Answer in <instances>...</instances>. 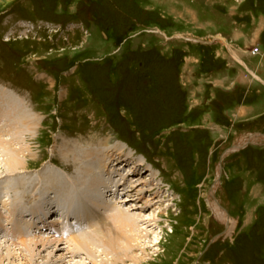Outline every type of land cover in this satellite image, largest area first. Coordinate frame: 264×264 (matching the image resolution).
Instances as JSON below:
<instances>
[{"label": "rangeland", "instance_id": "obj_1", "mask_svg": "<svg viewBox=\"0 0 264 264\" xmlns=\"http://www.w3.org/2000/svg\"><path fill=\"white\" fill-rule=\"evenodd\" d=\"M262 23L264 0H0V86L35 116L23 136V168L1 164L0 144V214L3 198L16 211L36 208L40 222L57 198L44 184L62 182L47 171L76 175L82 164L67 149L112 138L131 152L125 174L141 162L126 184L144 193L124 202L132 191L121 190L118 205L149 218L137 222L150 231L116 264H264ZM87 217L93 221L84 217L74 233L92 230L97 217ZM52 224L41 230L53 242L37 260L65 264V229ZM101 249L98 262L107 259Z\"/></svg>", "mask_w": 264, "mask_h": 264}, {"label": "bare ground", "instance_id": "obj_2", "mask_svg": "<svg viewBox=\"0 0 264 264\" xmlns=\"http://www.w3.org/2000/svg\"><path fill=\"white\" fill-rule=\"evenodd\" d=\"M32 115L33 114L28 108L22 105L21 100L12 90L0 86V144L6 148L5 153L1 154L6 155V161L1 162V164L4 163L9 171L15 172L16 170L23 168L21 158H23L22 154L25 153L26 149L22 145L25 141L23 136L27 131L30 134V130L34 128L35 116L33 117ZM5 132L6 134L12 132L13 138L10 140H4L3 134ZM250 141L255 142L256 138H251L248 142ZM15 142H18V148L12 147ZM246 143L247 142L244 144ZM244 144L235 145L234 149L240 148V146H244ZM19 146L22 147L20 148ZM67 153L72 154L71 160L73 163L81 162L82 164L80 168L75 167L76 175H70L68 173L64 174L65 172L62 173L63 171L57 167L60 172L58 170L47 171L49 173L48 177L58 182L62 181L63 185L60 186L59 184L62 183L60 182L57 185L51 184L49 186L48 182L46 186L44 182H42V178L39 180L42 182V185L44 184L43 191H45V194L48 192L47 190H52V192H48V194L55 193L57 196L56 199H52V206H47L46 210L48 211H45L44 215L46 216L45 218L50 219L56 215V219L53 221L58 223V225L62 224V229H65L61 230L62 235L64 236L63 238H65H62L65 240V247L63 249L68 253V260L65 264H105L109 263L108 255L110 254H112L113 257V263L111 262L110 264H116L118 261L123 262L124 259H126L124 256H128V253L135 247V244L138 245L140 243V247H143L141 242L145 240L140 241V239H145V235L150 232L145 228H142L143 225L137 222L139 219L142 223H145L148 222L149 218L135 216L119 206L120 204L118 205V202L123 201L122 199H118L121 190L132 191V195H130L132 198L126 196L124 202L133 201L135 196H137L136 198H140L142 195V187L137 189L138 185L133 186L134 183L130 185L126 184L130 175L129 173H134L141 162L137 165H135L134 162L133 164L131 163L133 165L132 168H129L128 172L125 174L123 172L127 165L125 161H128L131 157V152L126 150L125 145L112 138H107L96 146L94 144L91 146L86 145L81 147L77 152H75L73 148H71V150L67 149ZM67 153L64 154L67 155ZM2 177L3 176L0 175V179ZM145 182L147 183V181ZM10 184L11 182L4 185V189L8 188ZM27 185L28 183L23 186L24 193H27L25 192ZM30 185H34L32 188L34 195L37 185ZM129 186L133 188L129 189ZM27 189H29V186ZM152 189L153 187L151 190ZM2 190L3 187L0 188V193ZM80 198H82L81 201H79ZM29 199L30 198H28V200ZM28 200L25 201L28 202ZM33 200L34 197L31 201ZM59 200L61 203L55 205V202L57 203ZM78 201L79 203L86 204L79 207ZM49 202L50 200H48V205ZM159 202H161L159 199L155 201V203ZM1 203L3 206H7V214H0V264H3L6 260L12 264H51L52 261H55L56 264H61V261H66V258H63V260H55L54 256L49 255L47 257L45 256V258L48 259V262L43 263L44 261L40 262L37 260L38 255L42 257L39 248L41 247L43 251H46L53 242L47 237H39L42 234L41 230L46 227H54L52 223L55 222L51 221L46 225L44 222L45 218L38 222L37 219L41 217V214L38 215L35 213L36 208L33 210L31 207H20L19 205L17 206L16 203L14 204L18 209V211H16L12 208V204L5 199L2 198ZM43 204L45 205L47 203ZM70 213H72L73 216H70ZM86 214H91L92 216L94 215L97 217V221L88 226L90 227L89 229L92 230L87 233L86 231L78 234L74 233L75 226L81 225V221L84 220V217L88 219L87 221L89 222L93 221L90 217H87ZM19 215L22 217H19ZM230 220L231 219H229V221ZM47 221L49 220L47 219ZM99 223L100 225L97 227ZM110 224L116 227L118 226L117 231H115V228H111L112 226L109 227ZM104 225L108 226L107 231L104 228ZM110 228L115 234L110 233ZM58 229H56V231H59ZM231 229H233V227H231ZM79 230H81V227ZM58 235H61V233H58ZM135 241L138 243L133 244ZM154 241L160 243L158 238H154ZM7 242L9 245L8 247H13L12 249L9 248L7 250L8 247L4 246L5 244L7 245ZM98 247L102 248L101 251L107 257V259L102 258L100 262H98L97 259V252L99 251ZM3 248H6V250ZM21 248L25 250H22ZM142 249L144 250L145 248H141V250ZM38 250L39 253L37 252ZM113 252L116 253L117 256L113 255ZM79 254L84 256L80 259H76V257H79ZM57 255L55 256L57 257ZM140 257L141 256H135L134 260L139 259ZM15 260L17 261L15 262Z\"/></svg>", "mask_w": 264, "mask_h": 264}, {"label": "water", "instance_id": "obj_3", "mask_svg": "<svg viewBox=\"0 0 264 264\" xmlns=\"http://www.w3.org/2000/svg\"><path fill=\"white\" fill-rule=\"evenodd\" d=\"M257 136H261V134H258ZM249 143H254L253 141H250V142H247L246 144H244V146H240V149L241 148H243V147H245V146H247ZM234 147H235V145H234ZM228 152L229 151H226V152H224V154L221 156V159H220V174L222 173V162L224 161V157H225V155H227L228 154ZM231 152V151H230ZM213 191V190H212ZM214 196V195H213ZM229 228V225L227 224L226 225V229H228Z\"/></svg>", "mask_w": 264, "mask_h": 264}, {"label": "crops", "instance_id": "obj_4", "mask_svg": "<svg viewBox=\"0 0 264 264\" xmlns=\"http://www.w3.org/2000/svg\"><path fill=\"white\" fill-rule=\"evenodd\" d=\"M254 13H256V14H258V13H262L261 11H259L258 13L257 12H254ZM262 19L260 18L259 19V22L261 21ZM263 21V20H262ZM261 21V22H262ZM262 33H264V26H263V23H262V27H260V30H259V33H258V35H260V34H262ZM239 57H241V56H239ZM242 59H243V61H245V59L243 58V56H242ZM256 74H255V72H254V76H255ZM257 76V75H256Z\"/></svg>", "mask_w": 264, "mask_h": 264}, {"label": "trees", "instance_id": "obj_5", "mask_svg": "<svg viewBox=\"0 0 264 264\" xmlns=\"http://www.w3.org/2000/svg\"><path fill=\"white\" fill-rule=\"evenodd\" d=\"M260 7V6H259ZM258 6H252V8H255V12H259V11H262V10H260V8H259ZM142 152L141 153H143L145 156H146V153L143 151V150H141Z\"/></svg>", "mask_w": 264, "mask_h": 264}, {"label": "built area", "instance_id": "obj_6", "mask_svg": "<svg viewBox=\"0 0 264 264\" xmlns=\"http://www.w3.org/2000/svg\"><path fill=\"white\" fill-rule=\"evenodd\" d=\"M258 51H259L258 48H255V49L253 50L254 53H258Z\"/></svg>", "mask_w": 264, "mask_h": 264}]
</instances>
